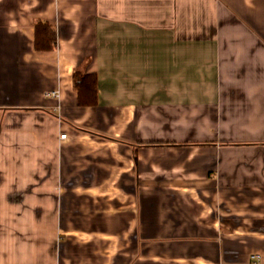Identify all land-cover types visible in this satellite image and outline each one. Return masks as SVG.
<instances>
[{
    "label": "crops",
    "instance_id": "obj_1",
    "mask_svg": "<svg viewBox=\"0 0 264 264\" xmlns=\"http://www.w3.org/2000/svg\"><path fill=\"white\" fill-rule=\"evenodd\" d=\"M77 72L97 75V105ZM255 255L264 0H0V264Z\"/></svg>",
    "mask_w": 264,
    "mask_h": 264
},
{
    "label": "trees",
    "instance_id": "obj_2",
    "mask_svg": "<svg viewBox=\"0 0 264 264\" xmlns=\"http://www.w3.org/2000/svg\"><path fill=\"white\" fill-rule=\"evenodd\" d=\"M57 46L56 29L46 24L39 22L36 25L35 47L39 52H51ZM76 85L79 89V103L81 106H95L98 104L97 85L98 77L96 74L83 75L79 72L75 74Z\"/></svg>",
    "mask_w": 264,
    "mask_h": 264
},
{
    "label": "built area",
    "instance_id": "obj_3",
    "mask_svg": "<svg viewBox=\"0 0 264 264\" xmlns=\"http://www.w3.org/2000/svg\"><path fill=\"white\" fill-rule=\"evenodd\" d=\"M47 95L50 96V97H53V98H59L60 97V93L58 91H52V92L48 93ZM61 138L65 139L66 138V134L62 135ZM253 264H261V256L255 255L253 257Z\"/></svg>",
    "mask_w": 264,
    "mask_h": 264
}]
</instances>
